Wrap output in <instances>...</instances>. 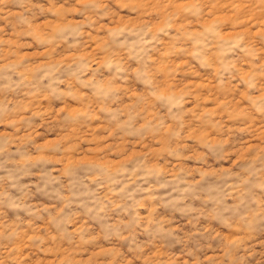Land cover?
Masks as SVG:
<instances>
[{
    "label": "rangeland",
    "instance_id": "obj_1",
    "mask_svg": "<svg viewBox=\"0 0 264 264\" xmlns=\"http://www.w3.org/2000/svg\"><path fill=\"white\" fill-rule=\"evenodd\" d=\"M0 264H264V0H0Z\"/></svg>",
    "mask_w": 264,
    "mask_h": 264
},
{
    "label": "clouds",
    "instance_id": "obj_2",
    "mask_svg": "<svg viewBox=\"0 0 264 264\" xmlns=\"http://www.w3.org/2000/svg\"><path fill=\"white\" fill-rule=\"evenodd\" d=\"M110 29H115L116 31L120 32V34H136L139 32H144L145 35H147L149 32H151V26L143 23L113 25ZM108 35H111V33H108Z\"/></svg>",
    "mask_w": 264,
    "mask_h": 264
}]
</instances>
